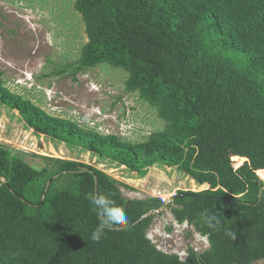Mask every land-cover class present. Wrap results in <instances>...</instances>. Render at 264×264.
<instances>
[{
    "label": "trees",
    "instance_id": "trees-1",
    "mask_svg": "<svg viewBox=\"0 0 264 264\" xmlns=\"http://www.w3.org/2000/svg\"><path fill=\"white\" fill-rule=\"evenodd\" d=\"M74 9L87 43L70 73L99 63L125 71L126 91L138 93L163 128L138 144L89 130L12 93L1 76L0 105L55 143L141 177L155 165L177 168L206 189L179 191L168 203L127 199L93 166L42 157L47 165L37 170L0 145V264H180L147 235L163 208L173 225L209 235L207 250L188 248L187 264L263 261L264 0H75ZM234 157L242 159L237 167ZM89 194L109 196L128 216L98 243ZM205 211L219 227L207 226Z\"/></svg>",
    "mask_w": 264,
    "mask_h": 264
},
{
    "label": "rangeland",
    "instance_id": "rangeland-1",
    "mask_svg": "<svg viewBox=\"0 0 264 264\" xmlns=\"http://www.w3.org/2000/svg\"><path fill=\"white\" fill-rule=\"evenodd\" d=\"M74 3L0 0V76L4 86L54 117L131 143L146 141L164 123L138 93L126 91L125 71L99 63L74 76L70 73L69 66L77 62L87 43L85 26ZM0 145L37 170L47 165L42 157L93 166L120 183L127 199L157 197L168 203L179 191L206 189L177 168L155 165L141 177L89 152L55 143L27 128L16 110L2 105ZM232 161L237 167L242 159L234 157ZM258 174L264 176L262 171ZM172 221L168 208L155 212L147 235L159 250L177 255L187 253L190 247L197 254L207 250V241ZM255 264H264V260Z\"/></svg>",
    "mask_w": 264,
    "mask_h": 264
},
{
    "label": "clouds",
    "instance_id": "clouds-1",
    "mask_svg": "<svg viewBox=\"0 0 264 264\" xmlns=\"http://www.w3.org/2000/svg\"><path fill=\"white\" fill-rule=\"evenodd\" d=\"M264 195V192L261 193ZM90 204L95 206L99 212V224L92 232V240L100 242L105 234L106 229H110L113 225L123 226L128 224V216L123 207L115 204L113 200L106 195H93L87 196ZM201 219L207 224L209 228L219 227V220L214 214H209L207 211L201 214ZM197 237L205 241L209 240L208 234L196 233ZM227 235L234 241L236 240V232L229 230ZM148 238V237H146ZM210 246V245H209ZM180 264H187V253L181 252L179 254Z\"/></svg>",
    "mask_w": 264,
    "mask_h": 264
},
{
    "label": "water",
    "instance_id": "water-1",
    "mask_svg": "<svg viewBox=\"0 0 264 264\" xmlns=\"http://www.w3.org/2000/svg\"><path fill=\"white\" fill-rule=\"evenodd\" d=\"M240 159V158H239ZM0 180H1V182L5 185V186H7V183H6V180H5V178H3V177H1L0 176ZM51 183V181H49L48 182V184H50ZM45 192H44V194H43V197H42V200H41V202L39 203V205H42V203H43V199H44V197H45ZM18 198H20V197H18ZM26 204H29V203H27V202H25ZM38 205V206H39Z\"/></svg>",
    "mask_w": 264,
    "mask_h": 264
},
{
    "label": "built area",
    "instance_id": "built-area-1",
    "mask_svg": "<svg viewBox=\"0 0 264 264\" xmlns=\"http://www.w3.org/2000/svg\"><path fill=\"white\" fill-rule=\"evenodd\" d=\"M163 203H166V200L165 199H161Z\"/></svg>",
    "mask_w": 264,
    "mask_h": 264
}]
</instances>
